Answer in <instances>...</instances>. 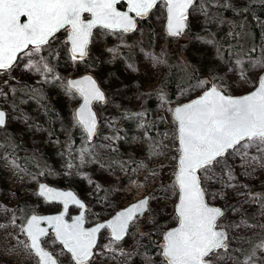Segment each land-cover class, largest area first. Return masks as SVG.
I'll return each mask as SVG.
<instances>
[{
	"label": "rangeland",
	"instance_id": "obj_1",
	"mask_svg": "<svg viewBox=\"0 0 264 264\" xmlns=\"http://www.w3.org/2000/svg\"><path fill=\"white\" fill-rule=\"evenodd\" d=\"M220 1L231 8L246 0H198L187 17V30L177 36L166 30L167 4L162 1L132 33L95 29L83 60L70 55L67 36L71 29L67 27L45 44L56 47L53 64L45 61V45L39 52L30 46L13 67L0 72V107L8 112L7 125L0 128V264H39L26 247L29 241L23 225L28 215H16L14 208L26 202L35 213L60 211V204L47 203L38 195L41 182L75 190L87 203L88 225L150 196L149 210L131 224L123 241H114L109 229L101 233L88 264H166L162 248L148 253L145 244L151 237L158 244L178 222L175 178L180 153L175 107L210 86L225 88L230 95L244 94L264 72V17L256 20L262 31L258 44L250 45L244 38L242 46L250 45L247 50L224 53L220 41L225 23L211 10ZM168 55L178 56L197 73L173 100L159 91L168 70ZM85 73L94 75L107 94L105 102L94 105L100 125L92 142L76 122L81 97L68 90L67 103L61 90L68 89V77ZM14 80L44 87L54 115L33 97L21 99L15 108L9 99V84ZM8 136L19 146V153L14 155L7 148ZM73 136L79 143H74ZM100 153L102 159L97 156ZM19 154L33 161L39 168L37 175L25 170ZM200 175L208 201L224 210L218 227L228 236L227 247L209 256L210 264H243L245 260L264 264V249L256 247L264 238V227H260L264 225V152L238 145L202 168ZM94 182L106 188L102 198L93 193ZM78 211L71 207L69 218ZM43 243L60 264H75L53 234Z\"/></svg>",
	"mask_w": 264,
	"mask_h": 264
},
{
	"label": "snow or ice",
	"instance_id": "obj_2",
	"mask_svg": "<svg viewBox=\"0 0 264 264\" xmlns=\"http://www.w3.org/2000/svg\"><path fill=\"white\" fill-rule=\"evenodd\" d=\"M118 3L119 0H0V69L9 68L17 53L29 45L39 52L41 45L66 27L71 28L73 58L77 53L83 58L94 27L123 31H131L135 27L127 12L117 10ZM194 3L195 0H167L170 34L178 35L183 31L187 10ZM128 4L130 12L144 17L157 0H128ZM85 13L90 14L91 19H85ZM21 17H26L27 21L22 23ZM67 88L83 97L84 103L77 111L76 122L91 137L95 133L96 121L90 105L93 101H104V93L91 77L70 81ZM175 120L178 122L180 153L179 171L175 178L179 187L175 209L179 226L164 233L162 256L166 264H210L206 258L217 249L227 247V236L224 231L217 230V219L223 213L205 203L196 173L237 145L254 146L257 151L264 152V76L259 78L257 90L242 97L225 96L216 87H210L199 99L175 108ZM4 124L5 113L0 111V126ZM255 160L254 157L253 162ZM39 195L49 200H62L65 211L69 201L84 207L71 193L59 192L45 185H41ZM147 203V199L142 200L119 212L107 223L91 229L83 227V216L76 217L71 224L64 220L63 215L32 216L23 229L31 240L26 247L33 250L39 264H57L53 255L40 244V238L47 231L40 227V222L47 220L76 264H88L93 256L96 234L107 228L111 230L114 241H121L130 225L135 223L137 213ZM256 247L264 249V238ZM243 264H248V261H243Z\"/></svg>",
	"mask_w": 264,
	"mask_h": 264
},
{
	"label": "trees",
	"instance_id": "obj_3",
	"mask_svg": "<svg viewBox=\"0 0 264 264\" xmlns=\"http://www.w3.org/2000/svg\"><path fill=\"white\" fill-rule=\"evenodd\" d=\"M226 1H220L215 5H211V10L215 16L222 19L225 23L221 35L220 46L224 53L237 52L247 50L248 47L252 44H258L261 37V29L258 26L257 18L264 17V0H246L244 3L236 5L234 7H227ZM120 8H124L125 4H119ZM244 38L248 39L250 45L242 46ZM45 61L47 64H53L55 60L56 47H47L45 45ZM252 49H249L251 53ZM253 55V50L252 54ZM250 55V56H251ZM168 70L166 74L161 78L159 84V91L164 94L166 99L173 100L180 87H185L193 80V77H197L196 71L189 66L183 60H180L178 56L168 55ZM95 65L96 63H92ZM257 80L256 84H258ZM223 91L228 93L225 88H221ZM77 95V93H75ZM30 97L36 98L45 106L48 114L53 116L54 113L50 109V105L47 102V99L44 95V87L39 88V86H30L21 81L14 80L9 84V99L13 102L14 107L16 108L21 102V99H29ZM121 115V114H120ZM118 115V116H120ZM148 125V122H147ZM150 133L155 134L154 128H150ZM74 143H79V138L74 137ZM92 142V141H89ZM5 144L8 149L15 155L20 152L18 150L19 146L16 145V142L13 140L12 136H8L5 140ZM19 163L25 168L30 174L37 175V170L39 169L33 161H28L29 158L21 156L19 154ZM99 159H102V154L97 155ZM77 186V183H76ZM106 188L103 185L94 182L93 193L96 197L102 198ZM32 206L26 202H20L14 208V213L19 215L21 213H26L27 215L34 213ZM28 217V216H27ZM154 237H151L150 243L145 244L146 250L148 253H153L162 248L164 240L156 245L153 243Z\"/></svg>",
	"mask_w": 264,
	"mask_h": 264
},
{
	"label": "water",
	"instance_id": "obj_4",
	"mask_svg": "<svg viewBox=\"0 0 264 264\" xmlns=\"http://www.w3.org/2000/svg\"><path fill=\"white\" fill-rule=\"evenodd\" d=\"M162 1L166 2V4H167V0H157V4H156L152 9L149 10V12H148V14H147L146 16H144V17H139V16H136V14H135L134 12H130V11H129L128 0H119V3L116 5L117 10H118V11H121V12H127L128 15L133 19L134 24H135V27H134L131 31H125V32H126V33H132V32H134L135 30H137L138 27H139V24H140L142 21L147 20L148 17L151 15L152 11L154 10V8H155L160 2H162ZM197 1H198V0H195V3L192 5V7L197 3ZM122 3L125 4V7H124V8H120V7H119V4H122ZM192 7H190V8L187 10V13H186V16H187V17H188V15H189V12H190V10H191ZM166 14H167L166 30H167L168 34H170L169 29H168V16H169V14H168L167 6H166ZM84 18H85V19H91V16H90V14L85 13V14H84ZM26 21H27V18H26V17H21V22H22V23H24V22H26ZM184 24H185V27H184L183 31H182L180 34H178V35H182V34L187 30V28H188V22H187V19L184 21ZM99 27H100V26H97V27H94V28L92 29L91 36L89 37V43H88V45H87V47H86V53H87V54H86L83 58H80V57H79V54L77 53L75 59L83 60V59H85V58L88 56V53H89V45H90V42H91V39H92V36H93V32H94L95 29H97V28H99ZM66 28H67V27H66ZM69 28H70V27H69ZM63 29H64V28H63ZM70 29H71V28H70ZM105 29H107V28H105ZM61 30H62V29H60L59 31H61ZM108 30H111V31H123L122 29H119V28H117V29H108ZM59 31H58V32H59ZM58 32H56V33H58ZM56 33H55V34H56ZM55 34H54V35H55ZM70 34H71V30H70L69 33H68L67 41H68L69 44H70V47H69L70 55L73 57L72 44H71V41H70ZM54 35H53V36H54ZM170 35H172V34H170ZM53 36H51V37L49 38L48 42L50 41V39H51ZM174 36H177V35H174ZM30 46H32V45H29V47H30ZM41 46H42V45H41ZM29 47H28V48H29ZM28 48H27V49H28ZM27 49H24L23 51L17 53L16 58L13 60L11 66H10L9 68H11V67L17 62L19 56H20L23 52H25ZM9 68H6V69H9ZM0 70H3V69H0ZM262 76H264V72L261 74L260 77H262ZM85 77H91V78L96 82L97 87H98V88L104 93V96H105V100H104V101H102V102H101V101H93V102L91 103V105H90L91 111L95 114V121H96V129H95V133H94L91 137H89V135L87 134V132L85 131V129L80 125V126L82 127V129L84 130V132L86 133L88 140H89V141H94L95 138H96V136H97L98 128H99V125H100L99 115H98V113H97V111H96L94 105H95V102H100V103L105 102V101L107 100V94H106V92L104 91V89L101 87V85H100L99 81L96 79V77H95L94 75H92L91 73H85V74H82V75H80V76H75V77H68V79H67V86H68V83H69L70 81L82 80V79L85 78ZM210 87H214V86H210ZM210 87L207 88V89H206L204 92H202L200 95L196 96L195 98H193V99H191V100H188V101H186V102H184V103L178 104L175 108H177V107H181V106H183V105H185V104H188V103H190V102H192V101H194V100L199 99L200 97H202V96L204 95L205 92H207V91L210 90ZM216 88H217V87H216ZM257 88H258V84H257L252 90H250V91H248V92H246V93H244V94H241V95H230V94L226 93L225 91H223V90L220 89V88H217V90L220 91V92H221L223 95H225V96H231V97H234V98H235V97H242V96H244V95H248V94H250L251 92L257 90ZM73 91H74L75 93H77L75 90H73ZM77 94L79 95V93H77ZM79 96L81 97V102H80V104L77 106V108H76V110H75V117H76L77 111L83 106V103H84L83 97H82L81 95H79ZM0 111H2V112L5 113V124H4L3 126H0V128H4V127L7 125V121H8V112H7L4 108H2V107H0ZM174 116H175V109H174ZM177 123H178V122H177ZM241 143H242V142H241ZM237 146H238V145H237ZM237 146H236V147H237ZM229 150H232V149H228V150L225 152V154H226ZM225 154H224V155H225ZM221 157H222V156H221ZM219 158H220V157H217L216 160L219 159ZM216 160H215V161H216ZM215 161H214V162H215ZM214 162H213V163H214ZM178 166H179V160H178ZM200 170H201V169L197 170L196 175L200 178V187L202 188V181H201ZM41 185H45V186H47V187H49V188H52V189H54V190H56V191H59V192L71 193V194H72L77 200H79V201L84 205V207L81 208L78 204H75V203H72L71 201H69L67 211H65V209H64V204H63V201H62V200H49L47 197L39 195ZM202 190H203V188H202ZM203 192H204V191H203ZM37 193H38L39 196L43 197L44 200H45L47 203H57V204H60V205L62 206V208H61L60 211H58V212H53V213H51V212H50V213H46V214L31 213V214L27 217V219L25 220L24 225H23V229L27 226V224H28V222L31 220V217H32V216H37V217H49V216H57V215H63L64 220H65L67 223H69V224L73 223V222L75 221V218H76V217H78V216H83V227H84L85 229H91V228L97 227L98 225H100V224H102V223H107L108 221L112 220V219H113V218H114L119 212H121V211H123V210L129 208L130 206H132V205H134V204H137L138 202H140V201H142V200L147 199L148 203H147V205L144 207V209H142L139 213H137L136 219H137L138 217H143V216L145 215V213L149 210V207H150V196L147 195V196H144V197H142V198H140V199H138V200H136V201L130 203L129 205H127V206H125V207L119 209L118 211H116V212H115L112 216H110L109 218H107V219H105V220H102V221H99V222H96V223H94V224H92V225H88V221H87V218H86V213H87V209H88L87 203H86V201H84V200H83V199L77 194V192H76L75 190H73V189H63V188H60V187L53 186V185H51V184H49V183H47V182H41V183L39 184V186H38ZM178 199H179V198H178ZM204 200H205V203H206L209 207L219 208V209L221 210V212L224 214V210H223L221 207H219V206H217V205H213V204H211V203L208 201V198H207L205 192H204ZM177 204H178V201H177ZM177 204H176V206H177ZM71 207H78V208H79V211H78L77 213L73 214V215L71 216V218H69L68 214H69V211H70ZM175 209H176V207H175ZM222 216H223V215H222ZM222 216L219 217V218L217 219V230H218V231H224V232L226 233V231H225L223 228L218 227V222H219V220L222 218ZM136 219H135V220H136ZM178 226H179V224H178V222H177V224H176L175 226L169 228L168 230H170V229H172V228H175V227H178ZM40 227L43 228V229H46V230H47V231H46V234L40 238V244H41V246H42L46 251L50 252V253L53 255V258H55V259L57 260V264H60V261H59L58 257H57V256H56V255L50 250V249H48L47 247H45V245H44V243H43L44 238L47 237V236H49L50 234H54L55 238L57 239V237H56V233H55V229L53 228V226H52L51 224H49V223L47 222V220H42V221L40 222ZM130 227H131V225H130ZM130 227H129V229H130ZM105 229H107V228H105ZM105 229H101V231L98 232V233L96 234V243H95V247L92 249V252H93V256H92V258H93L94 255H95L96 248H97L98 243H99V240H100V235H101V233H102ZM129 229H128L127 234L124 236V238H123L121 241H123V240L128 236ZM109 230H110V229H109ZM110 232H111V230H110ZM25 235H26V237L28 238L29 245H30V244H31V240H30V238L27 236L26 233H25ZM226 236H227V233H226ZM227 239H228V236H227ZM227 239L225 240V244H226V245H227V243H226V242H227ZM57 241L60 242L59 239H57ZM60 243H61V242H60ZM61 244H62V243H61ZM62 246H63V244H62ZM63 248H64V246H63ZM64 249L67 251L66 248H64ZM222 249H225V248H222ZM222 249H217V250H222ZM31 250H32V249H31ZM217 250H216V251H217ZM32 251H33V250H32ZM67 252H68V251H67ZM68 253H69V252H68ZM70 255H71V253H70ZM210 255H211V254H210ZM71 256H72V255H71ZM92 258H91L90 260H92ZM206 259L209 260V257H207ZM90 260H89V261H90ZM73 261H74V263L76 264V261H75L74 258H73ZM89 261H88V262H89ZM38 262H39V260H38Z\"/></svg>",
	"mask_w": 264,
	"mask_h": 264
},
{
	"label": "built area",
	"instance_id": "obj_5",
	"mask_svg": "<svg viewBox=\"0 0 264 264\" xmlns=\"http://www.w3.org/2000/svg\"><path fill=\"white\" fill-rule=\"evenodd\" d=\"M1 71H8V69H6V70H1ZM0 71V72H1ZM62 91H63V95H65L66 97L64 98V100L67 102V103H69V100H70V94L68 93V89H61ZM58 95V94H57ZM57 97L58 96H56V94L54 95V100H56L57 99ZM67 107H69V106H67Z\"/></svg>",
	"mask_w": 264,
	"mask_h": 264
},
{
	"label": "flooded vegetation",
	"instance_id": "obj_6",
	"mask_svg": "<svg viewBox=\"0 0 264 264\" xmlns=\"http://www.w3.org/2000/svg\"><path fill=\"white\" fill-rule=\"evenodd\" d=\"M64 29H65V28H64ZM64 29H62V30H64ZM62 30H61V31H62ZM61 31H59L58 33H60ZM58 33H56L54 36H56ZM54 36H53V37H54ZM53 37H52V38H53ZM52 38H51V39H52ZM51 39H50V40H51ZM29 215H30V214H29ZM29 215H28V216H29ZM50 235H51V234H50ZM53 235H54V234H53Z\"/></svg>",
	"mask_w": 264,
	"mask_h": 264
}]
</instances>
